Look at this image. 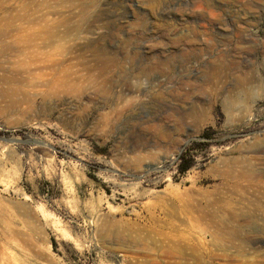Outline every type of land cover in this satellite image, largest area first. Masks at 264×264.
I'll return each mask as SVG.
<instances>
[{"label":"rangeland","instance_id":"1","mask_svg":"<svg viewBox=\"0 0 264 264\" xmlns=\"http://www.w3.org/2000/svg\"><path fill=\"white\" fill-rule=\"evenodd\" d=\"M240 163L264 175V0H0V264H200L183 208Z\"/></svg>","mask_w":264,"mask_h":264},{"label":"bare ground","instance_id":"2","mask_svg":"<svg viewBox=\"0 0 264 264\" xmlns=\"http://www.w3.org/2000/svg\"><path fill=\"white\" fill-rule=\"evenodd\" d=\"M235 161L231 164H238L239 161ZM241 163L239 164L240 166L238 165L239 167H241ZM248 169L241 167L235 173L224 171L221 174L222 181L217 194L207 193L203 195V201L206 204L205 208H201L195 204L193 207L190 204H186L185 208H183L184 212L182 215L187 219L185 223L191 224L192 229L195 230L198 237L200 236V241L203 240L202 249L204 251L198 253L202 258H206V260L202 263L197 253L193 255L197 263L264 264V175L259 173L254 174ZM188 197L190 195L187 194L177 196L158 195L155 207L160 208L163 211L162 214H165V216L172 215L174 211L178 212L175 202L184 201ZM180 212L182 213V211L178 213ZM182 221L184 222V220ZM176 222L171 223L172 229L177 227ZM193 233L194 231L191 234H186L193 235ZM113 234L118 236L117 232H112ZM171 235L173 234H170V237ZM207 237L210 238L209 241L211 243L216 245L214 251L205 249L204 246L206 244L204 239H207ZM173 238L176 239L175 236ZM182 238L180 240H183ZM4 248L6 249V247ZM2 253L0 254L1 256L4 255Z\"/></svg>","mask_w":264,"mask_h":264},{"label":"trees","instance_id":"3","mask_svg":"<svg viewBox=\"0 0 264 264\" xmlns=\"http://www.w3.org/2000/svg\"><path fill=\"white\" fill-rule=\"evenodd\" d=\"M188 169V166H182L181 168H180V172H185L186 170Z\"/></svg>","mask_w":264,"mask_h":264}]
</instances>
